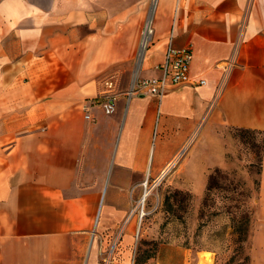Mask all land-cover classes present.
<instances>
[{
  "label": "crops",
  "instance_id": "obj_1",
  "mask_svg": "<svg viewBox=\"0 0 264 264\" xmlns=\"http://www.w3.org/2000/svg\"><path fill=\"white\" fill-rule=\"evenodd\" d=\"M151 8L0 0V264H84L105 227L131 231L119 221L144 182L189 168L206 132H264V0H157L137 59ZM169 43L192 49V83L130 93L160 74ZM157 259L199 263L175 243Z\"/></svg>",
  "mask_w": 264,
  "mask_h": 264
},
{
  "label": "rangeland",
  "instance_id": "obj_2",
  "mask_svg": "<svg viewBox=\"0 0 264 264\" xmlns=\"http://www.w3.org/2000/svg\"><path fill=\"white\" fill-rule=\"evenodd\" d=\"M198 145L195 161L185 171L175 167L156 182L143 184L140 198L119 221L124 228L132 220L131 231L114 238L108 232L112 226L105 227L94 250L90 247L82 258L84 264L91 257L93 264H159L157 253L169 243L197 253L199 264H204L205 252L212 254V264H236L230 260L235 246L232 218L240 220L246 214L250 216L246 244L250 264H264V132L239 128L206 132ZM195 164L205 167L200 195L188 184L197 183L195 176L201 175Z\"/></svg>",
  "mask_w": 264,
  "mask_h": 264
},
{
  "label": "built area",
  "instance_id": "obj_3",
  "mask_svg": "<svg viewBox=\"0 0 264 264\" xmlns=\"http://www.w3.org/2000/svg\"><path fill=\"white\" fill-rule=\"evenodd\" d=\"M152 6L156 5L157 0H151ZM154 28L152 23L148 26L147 22L142 33V39H146L147 45L151 41ZM142 44V42H141ZM145 46V48L147 47ZM193 59V51L191 48H177L172 43H169L163 61L157 66L160 71L159 75L147 78H141L134 81L130 93H144L150 95L163 96L169 90L192 83L191 80V63ZM200 84L205 83V80H200ZM109 85L112 86V83ZM90 115L87 114L86 118ZM144 213V210H143Z\"/></svg>",
  "mask_w": 264,
  "mask_h": 264
},
{
  "label": "trees",
  "instance_id": "obj_4",
  "mask_svg": "<svg viewBox=\"0 0 264 264\" xmlns=\"http://www.w3.org/2000/svg\"><path fill=\"white\" fill-rule=\"evenodd\" d=\"M249 225V214H246L240 220H237L235 217L232 218L235 246L230 260L235 261L236 264H250V255L246 252V244L249 238Z\"/></svg>",
  "mask_w": 264,
  "mask_h": 264
},
{
  "label": "bare ground",
  "instance_id": "obj_5",
  "mask_svg": "<svg viewBox=\"0 0 264 264\" xmlns=\"http://www.w3.org/2000/svg\"><path fill=\"white\" fill-rule=\"evenodd\" d=\"M153 9H154V5L152 6L151 8V14H150V17L148 18L147 20V24L148 26L152 23L153 25ZM147 45V42H146V39H144L142 41V44H141V48H140V57L143 56L144 54V51H145V46ZM144 184H147V181L144 182ZM148 194H149V189L145 190V193L142 195L141 199H140V206H144L145 205V202L147 200V197H148ZM202 262L204 264H212V254L209 253V252H205L202 256ZM200 263V261H199ZM198 263V264H199Z\"/></svg>",
  "mask_w": 264,
  "mask_h": 264
}]
</instances>
